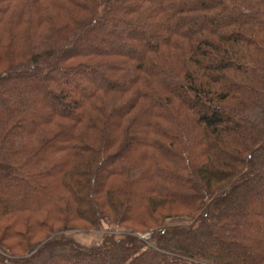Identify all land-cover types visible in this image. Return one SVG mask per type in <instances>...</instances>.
Segmentation results:
<instances>
[{"label": "trees", "instance_id": "16d2710c", "mask_svg": "<svg viewBox=\"0 0 264 264\" xmlns=\"http://www.w3.org/2000/svg\"><path fill=\"white\" fill-rule=\"evenodd\" d=\"M0 264H264V0H0Z\"/></svg>", "mask_w": 264, "mask_h": 264}, {"label": "rangeland", "instance_id": "374dc122", "mask_svg": "<svg viewBox=\"0 0 264 264\" xmlns=\"http://www.w3.org/2000/svg\"><path fill=\"white\" fill-rule=\"evenodd\" d=\"M186 222L185 219H168L166 220V224L171 225V224H180ZM109 227H107L105 224L97 231H90V232H85V231H80V230H73L69 231L66 234L68 236H71L74 238L76 241L79 243L90 246L94 243L100 242L102 239V233L103 231L107 230ZM110 230L116 231V232H122L124 231V228L122 227H117L116 225L110 226Z\"/></svg>", "mask_w": 264, "mask_h": 264}]
</instances>
